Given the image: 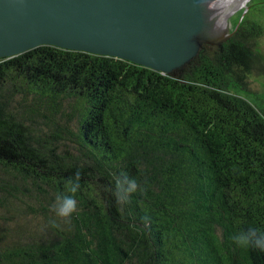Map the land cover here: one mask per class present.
I'll use <instances>...</instances> for the list:
<instances>
[{
	"label": "trees",
	"instance_id": "1",
	"mask_svg": "<svg viewBox=\"0 0 264 264\" xmlns=\"http://www.w3.org/2000/svg\"><path fill=\"white\" fill-rule=\"evenodd\" d=\"M261 33L244 18L166 73L48 43L0 56V264H264L230 239L264 231V109L230 91L264 75ZM121 173L142 188L122 212Z\"/></svg>",
	"mask_w": 264,
	"mask_h": 264
},
{
	"label": "water",
	"instance_id": "2",
	"mask_svg": "<svg viewBox=\"0 0 264 264\" xmlns=\"http://www.w3.org/2000/svg\"><path fill=\"white\" fill-rule=\"evenodd\" d=\"M203 0H0V56L48 43L170 72L208 37Z\"/></svg>",
	"mask_w": 264,
	"mask_h": 264
},
{
	"label": "clouds",
	"instance_id": "3",
	"mask_svg": "<svg viewBox=\"0 0 264 264\" xmlns=\"http://www.w3.org/2000/svg\"><path fill=\"white\" fill-rule=\"evenodd\" d=\"M113 183L112 195L118 205V210L122 212L124 206L129 203L131 195L137 191H142V188L137 180L129 177L127 173L114 176ZM80 187V172L77 170L74 176L65 183V193L68 194H57L54 203L51 205V210L56 217L65 222L70 221L72 215L77 211L75 195L79 192ZM49 225L53 228L59 227L56 219L50 218ZM230 239L237 247L264 251V231L260 229L250 227L235 233Z\"/></svg>",
	"mask_w": 264,
	"mask_h": 264
},
{
	"label": "rangeland",
	"instance_id": "4",
	"mask_svg": "<svg viewBox=\"0 0 264 264\" xmlns=\"http://www.w3.org/2000/svg\"><path fill=\"white\" fill-rule=\"evenodd\" d=\"M231 6H236V9L231 11L226 17V32L234 31L244 18L260 23L262 33L256 39V50L264 55V0H224L222 2V9H225L224 15L229 12L228 10L232 8ZM230 91L264 109V75L250 74L247 88L230 87Z\"/></svg>",
	"mask_w": 264,
	"mask_h": 264
},
{
	"label": "bare ground",
	"instance_id": "5",
	"mask_svg": "<svg viewBox=\"0 0 264 264\" xmlns=\"http://www.w3.org/2000/svg\"><path fill=\"white\" fill-rule=\"evenodd\" d=\"M224 0H203L204 14L206 18V33L208 37H215L216 39L223 37L227 32L226 17L236 9V6L230 7L224 15L225 9H222V2ZM223 29V30H221Z\"/></svg>",
	"mask_w": 264,
	"mask_h": 264
}]
</instances>
